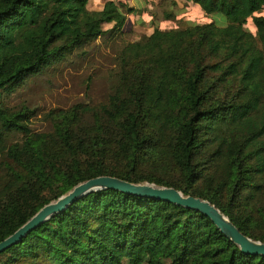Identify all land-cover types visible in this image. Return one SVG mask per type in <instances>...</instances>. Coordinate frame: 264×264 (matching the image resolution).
I'll list each match as a JSON object with an SVG mask.
<instances>
[{"label": "trees", "instance_id": "obj_1", "mask_svg": "<svg viewBox=\"0 0 264 264\" xmlns=\"http://www.w3.org/2000/svg\"><path fill=\"white\" fill-rule=\"evenodd\" d=\"M189 1L226 23L155 27L125 44L107 100L49 110L50 130H32V111L0 96V241L77 183L109 175L208 200L264 242V0ZM88 2L0 0V92L119 32L134 10ZM0 264H264V255L241 252L199 211L104 189L29 231Z\"/></svg>", "mask_w": 264, "mask_h": 264}, {"label": "rangeland", "instance_id": "obj_2", "mask_svg": "<svg viewBox=\"0 0 264 264\" xmlns=\"http://www.w3.org/2000/svg\"><path fill=\"white\" fill-rule=\"evenodd\" d=\"M106 0H89L90 10H100ZM118 1V0H115ZM133 7L126 21L114 34H104L66 57L45 66L41 72L29 76L16 87L0 92L7 106H27L31 111L30 127L34 131L50 130L51 124L43 119L54 108H68L76 103L96 105L105 102L110 94L116 57L122 46L149 35L155 27L169 29L178 25L213 22L224 24L218 13L205 14L189 0H120ZM172 11V17L166 13ZM264 15V7L260 12ZM112 23H104L107 30ZM246 28L255 32L249 20Z\"/></svg>", "mask_w": 264, "mask_h": 264}, {"label": "water", "instance_id": "obj_3", "mask_svg": "<svg viewBox=\"0 0 264 264\" xmlns=\"http://www.w3.org/2000/svg\"><path fill=\"white\" fill-rule=\"evenodd\" d=\"M104 189H115L127 194L167 201L199 211L207 216L216 228L231 240L241 252L264 255V242L244 235L224 213L208 200L185 195L171 186H161L149 182L134 183L109 175L96 176L79 182L57 199L43 205L24 224L0 241V252L19 242L29 231L63 211L82 196Z\"/></svg>", "mask_w": 264, "mask_h": 264}]
</instances>
